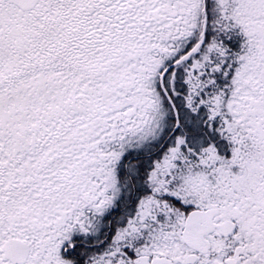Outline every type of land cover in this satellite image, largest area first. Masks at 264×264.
Instances as JSON below:
<instances>
[{
    "label": "snow or ice",
    "instance_id": "snow-or-ice-1",
    "mask_svg": "<svg viewBox=\"0 0 264 264\" xmlns=\"http://www.w3.org/2000/svg\"><path fill=\"white\" fill-rule=\"evenodd\" d=\"M0 264H264V0H0Z\"/></svg>",
    "mask_w": 264,
    "mask_h": 264
}]
</instances>
